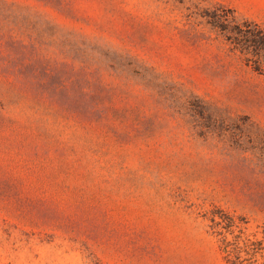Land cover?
<instances>
[{"label": "rangeland", "instance_id": "rangeland-1", "mask_svg": "<svg viewBox=\"0 0 264 264\" xmlns=\"http://www.w3.org/2000/svg\"><path fill=\"white\" fill-rule=\"evenodd\" d=\"M4 1L83 36L84 58L130 61L67 102L100 109L91 123L0 109V264H225L223 236L263 240L264 76L229 40L246 16L220 0Z\"/></svg>", "mask_w": 264, "mask_h": 264}, {"label": "trees", "instance_id": "trees-1", "mask_svg": "<svg viewBox=\"0 0 264 264\" xmlns=\"http://www.w3.org/2000/svg\"><path fill=\"white\" fill-rule=\"evenodd\" d=\"M242 23L245 29L231 35L229 40L246 65L264 76V25L247 20ZM80 45H85L83 36L60 29L25 7L0 0V109L23 105L52 118L91 123L102 113L100 109L71 108L67 102L76 97H92L88 83L101 64L110 70L117 62L130 60L84 58ZM252 137L253 166L264 180V130ZM256 196L255 205L264 209V189ZM210 220L213 229L222 227L230 234L236 226L229 216L218 222L213 215ZM263 240L243 236L242 232L231 240L223 236L220 251L225 264H245L244 261L249 264L263 252Z\"/></svg>", "mask_w": 264, "mask_h": 264}, {"label": "crops", "instance_id": "crops-1", "mask_svg": "<svg viewBox=\"0 0 264 264\" xmlns=\"http://www.w3.org/2000/svg\"><path fill=\"white\" fill-rule=\"evenodd\" d=\"M235 13L243 14L251 22H264V0H220Z\"/></svg>", "mask_w": 264, "mask_h": 264}]
</instances>
